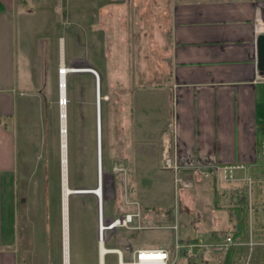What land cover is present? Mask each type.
I'll use <instances>...</instances> for the list:
<instances>
[{
	"label": "rangeland",
	"instance_id": "obj_1",
	"mask_svg": "<svg viewBox=\"0 0 264 264\" xmlns=\"http://www.w3.org/2000/svg\"><path fill=\"white\" fill-rule=\"evenodd\" d=\"M170 3L172 0H28L26 5L19 4L16 72L21 94L15 121L16 223L12 224L18 264H64L61 39L66 65L90 66L100 73L104 220L137 210L132 202H138L142 212L144 207L163 212L172 208L175 221L174 205L179 201L181 237L205 238L212 231H237L240 203L231 192L236 188L244 191L243 181H223L221 177L219 182L215 174L206 177L193 172V187L177 193L173 172L163 169L161 163H152V157H147L148 163L121 160L126 173L115 171L116 163L108 172V164L123 148L118 103H133L132 94L125 98L119 89L157 84L168 75L174 15V8L166 6ZM105 92L113 96L107 100ZM67 100L69 184L77 189L94 188L98 183L95 75L69 73ZM150 101L147 98L148 106ZM146 113L152 115L150 110ZM258 162L261 167L252 173L256 179L264 178V158L260 156ZM187 172L190 180L192 172ZM254 191L251 203L244 191V238L251 233L258 242L249 264H264V184ZM99 212L97 195L82 192L70 196V264H100ZM153 216L147 213L142 224L155 225ZM174 238L169 228H124L103 235L106 246L121 249L126 261L133 259L137 248L162 246L169 250ZM228 253L208 255L201 261L180 258L178 264H223ZM233 253V264H242L247 258L244 249ZM105 258L106 264H117L116 254Z\"/></svg>",
	"mask_w": 264,
	"mask_h": 264
},
{
	"label": "crops",
	"instance_id": "obj_2",
	"mask_svg": "<svg viewBox=\"0 0 264 264\" xmlns=\"http://www.w3.org/2000/svg\"><path fill=\"white\" fill-rule=\"evenodd\" d=\"M1 2L0 264H18L12 224L16 223L15 121L21 94L16 72L20 3ZM166 6L174 8L168 75L157 84L118 88L125 98L131 93L133 103H118L123 148L108 164V172L121 160L148 163L147 157H152V163H160L168 147L189 169L198 163H243L255 173L262 164L259 142L264 132V75L256 67L264 0H172ZM105 95L107 100L113 96ZM147 98L152 99L149 106ZM170 119H175V126L168 134Z\"/></svg>",
	"mask_w": 264,
	"mask_h": 264
},
{
	"label": "built area",
	"instance_id": "obj_3",
	"mask_svg": "<svg viewBox=\"0 0 264 264\" xmlns=\"http://www.w3.org/2000/svg\"><path fill=\"white\" fill-rule=\"evenodd\" d=\"M169 128L173 129L175 126V119L169 121ZM260 154L264 158V132L260 141ZM161 167L173 172L175 190L181 191L184 188H191L194 184L193 175L194 173H201L203 176L217 175L219 178L222 177L223 181H243V189L248 197L250 203L254 198V190L256 186L264 184V178L254 177L250 171V167L243 163L233 164H216V163H198L192 166L190 169L185 167L177 160L176 155L170 152L169 148H165L162 153ZM113 169L115 171H126L125 163L118 161ZM187 171H191L190 175L192 178L189 180ZM194 172V173H193ZM129 203V202H128ZM138 207L137 210L132 212H125L121 215L113 217L109 223L105 224L104 232L107 230L115 229H143V228H169L174 232V245L171 249L165 248H137L133 252V259L126 261L123 259V253L120 249H109L105 255L116 254L117 263L119 264L122 260L126 264H178L180 258L191 260H207L208 255L214 254H225L231 250H241L247 252V258L242 264H249L250 259L253 256V251L258 242L253 240L252 234L249 237L244 238L243 236L235 237L232 233H227L222 237H216L212 233L208 237L198 238H183L179 234V224L177 222L178 211L180 212L179 201H176L174 205L176 220L169 225L157 224L144 226L143 217L140 212L138 202H132ZM100 220L102 223V214L100 212ZM103 237L100 236V240Z\"/></svg>",
	"mask_w": 264,
	"mask_h": 264
},
{
	"label": "bare ground",
	"instance_id": "obj_4",
	"mask_svg": "<svg viewBox=\"0 0 264 264\" xmlns=\"http://www.w3.org/2000/svg\"><path fill=\"white\" fill-rule=\"evenodd\" d=\"M64 43L63 39H61V46H60V95H61V176H62V216H63V258H64V264H70V196L74 193H93L98 196L99 199V208L100 212L102 214V223L100 220V212H99V231L100 236L103 237L104 235V226L105 224L109 223L110 220H104L103 216V168H102V147H101V79L100 74L98 70H96L94 67L90 66H68L64 63ZM71 72H90L93 73L96 77V126H97V163H98V183L97 186L94 188H83V189H77L72 188L69 184V165H68V130H67V77L68 74ZM99 105V107H98ZM98 114H99V120H98ZM173 119H170V121ZM169 123V122H168ZM168 127V134L172 132V129ZM99 130V133H98ZM168 148V147H166ZM165 149V147H164ZM164 151V150H163ZM163 153V152H162ZM260 154V151H259ZM261 156V154H260ZM162 158V155H161ZM161 163V160H160ZM126 167V165H125ZM127 171V167H126ZM125 171V173H126ZM123 172V171H122ZM74 189H77L78 192L73 191ZM92 190V191H88ZM178 191V190H177ZM141 214L142 211L139 209ZM117 216V215H116ZM115 217V216H114ZM118 230H107L114 232ZM106 232V231H105ZM102 242V243H101ZM99 246H100V254L103 255V261H101V264L104 263V255L106 252H108L109 247H107L104 244V240L100 241L99 239ZM157 248H164V247H157ZM167 249V248H165ZM113 250V248L111 249ZM114 252V250H113ZM187 260V259H186ZM189 261V260H188ZM192 261V260H191ZM118 264V263H117ZM119 264H126L124 260H122Z\"/></svg>",
	"mask_w": 264,
	"mask_h": 264
},
{
	"label": "trees",
	"instance_id": "obj_5",
	"mask_svg": "<svg viewBox=\"0 0 264 264\" xmlns=\"http://www.w3.org/2000/svg\"><path fill=\"white\" fill-rule=\"evenodd\" d=\"M21 4L26 5L27 4V0H18ZM4 8L1 0H0V11ZM262 129H264V126H262ZM241 191V192H240ZM215 193V197L219 196V191L217 189L214 190ZM231 195L233 196V198L237 197L238 200L237 202L240 203L239 206H237V214H238V229L237 231H235L233 233V235L235 237L238 236H243L244 233V226L246 223V218H245V213H244V208L242 207V204L245 203V198H244V191H242L241 189H234L231 192ZM143 212H142V216L143 218L146 216L147 213L151 212L154 213V224H165L168 225L170 223H172L174 220V214H173V209H165L164 212L160 211L162 209H156V208H152V207H144L143 208ZM159 215L161 217H159ZM225 232H220V231H213V235L216 237H222L223 235H225ZM199 236H196L194 238H198ZM233 250L230 251V253L227 254V256L225 257V261L223 262V264H233Z\"/></svg>",
	"mask_w": 264,
	"mask_h": 264
},
{
	"label": "water",
	"instance_id": "obj_6",
	"mask_svg": "<svg viewBox=\"0 0 264 264\" xmlns=\"http://www.w3.org/2000/svg\"><path fill=\"white\" fill-rule=\"evenodd\" d=\"M256 54H257L256 67L259 73L261 75H264V33L259 34L256 38ZM98 120H99V114H98ZM98 133H99V130H98ZM73 191L78 192L77 189H74ZM88 191H92V190H88ZM99 261H100V264H101V261H103V255L101 254H99Z\"/></svg>",
	"mask_w": 264,
	"mask_h": 264
}]
</instances>
